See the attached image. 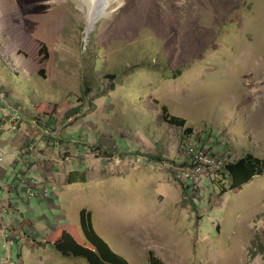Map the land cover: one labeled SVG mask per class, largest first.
<instances>
[{"label": "rangeland", "instance_id": "374dc122", "mask_svg": "<svg viewBox=\"0 0 264 264\" xmlns=\"http://www.w3.org/2000/svg\"><path fill=\"white\" fill-rule=\"evenodd\" d=\"M76 1L0 0L9 112L28 123L50 103L41 119L53 117L57 149L88 178L70 187L84 185L83 196L69 194L66 214L50 206L62 205L54 196L35 199L42 185L28 187L24 162L11 166L16 132L6 126L0 235L14 226L11 239L25 233L27 242L0 238L2 262L89 264L45 243L60 227L80 234L87 209L129 264H148L150 253L163 264H264V174L234 190L224 167L197 182L175 174L184 140L228 162L264 161V0H112L89 33ZM163 106L186 120L189 138L165 122Z\"/></svg>", "mask_w": 264, "mask_h": 264}, {"label": "crops", "instance_id": "0c3cea01", "mask_svg": "<svg viewBox=\"0 0 264 264\" xmlns=\"http://www.w3.org/2000/svg\"><path fill=\"white\" fill-rule=\"evenodd\" d=\"M0 101V122L4 124V129L6 126H9L12 128V130L9 128V134L12 132L13 136H15L13 139L9 138L8 136V142L11 146L13 156L16 157L13 163L11 164L12 167L19 166L20 162H24L28 166L27 175L24 177H27L28 181L31 182L32 180L37 181L42 186V190L40 193H38V196H35V199L48 201L44 193L47 192L50 195H53L54 201L62 203V205H55L50 204L52 208H60L61 212L63 214H66L69 210V206H65L64 204L68 203L69 194H72V198H82L83 195H80L77 191L81 193V191L84 189V185L80 188H76L73 190H70V187L72 185H78L82 183L81 181H87V174L83 172L82 167L79 165H72L70 163V158L65 157L66 154H72V152H69V150L65 149H57V145L54 140L55 135V129H58L59 127L55 126V122L53 121L52 116H46L44 119L42 118V111H47V106L50 103L42 102L38 107L35 108V112L32 114L33 116L32 120L30 122H26L19 117H16L13 114H10V106H12L7 100L3 101L4 105H1ZM17 107V106H13ZM45 107V108H44ZM43 111V112H44ZM35 113V114H34ZM36 120V121H35ZM69 123V122H68ZM66 123V124H68ZM3 131L0 132V136ZM1 143L6 144V141L2 138H0V150H2ZM62 143V142H61ZM63 144V143H62ZM20 156V159L17 157ZM3 162V161H2ZM76 164V163H75ZM9 173V166L4 165L0 169V180L5 183L7 179V175ZM25 175V174H23ZM31 175L32 178H29L28 176ZM25 180V179H23ZM26 180L27 184L28 181ZM18 187H22L23 193H26V190L28 188L26 187L24 183V187L21 183ZM28 187L29 184H28ZM12 189V188H11ZM50 191V192H49ZM83 193V192H82ZM29 196V195H28ZM28 199H32L30 196ZM49 202V201H48ZM17 205V203H10V207ZM2 233L0 235V238L4 240V242L1 243H10L11 246L14 245L18 239H24L27 242L26 234L23 233L21 237H19V233H16V237H19L18 239L15 237L14 239H11L10 233H8V230L13 229L14 226L9 227H3ZM68 230L72 234H75L71 228L68 227H60ZM60 228H57L54 236L48 240H46L45 243H49L54 241V238L56 236V233ZM76 231L79 232L78 227H75ZM80 234H81V227H80ZM3 244V246H5ZM18 245V244H17ZM12 257V256H11ZM19 258H21V255H18ZM8 261L2 262V258L0 256V264H7ZM39 264V262L37 263ZM41 264V263H40Z\"/></svg>", "mask_w": 264, "mask_h": 264}, {"label": "trees", "instance_id": "16d2710c", "mask_svg": "<svg viewBox=\"0 0 264 264\" xmlns=\"http://www.w3.org/2000/svg\"><path fill=\"white\" fill-rule=\"evenodd\" d=\"M181 74V71L178 72ZM179 75H174L177 77ZM113 78V76H110ZM162 117L173 127L184 130V136L189 138L193 129L186 127V120L170 115L167 107L161 108ZM223 174L230 179L231 188L238 189L249 183L255 176L264 174V161L248 153L235 162L224 166ZM81 234H72L60 228L53 241L55 249L65 257L85 258L89 264H129V261L118 254L96 231L93 213L87 209L80 212ZM148 264H163L153 253H150Z\"/></svg>", "mask_w": 264, "mask_h": 264}, {"label": "built area", "instance_id": "2783aa9c", "mask_svg": "<svg viewBox=\"0 0 264 264\" xmlns=\"http://www.w3.org/2000/svg\"><path fill=\"white\" fill-rule=\"evenodd\" d=\"M6 94L0 92V101H5ZM4 129V124L0 122V132ZM182 152L183 159L182 165H176L175 174L178 180L186 182H197L200 177H202L207 171H211L214 169L221 170L226 163H228V159H220L217 154L212 153L207 147L196 145L192 143L190 140H184L182 142ZM3 161V157H0V163ZM28 184L30 188H34L38 185V182L35 181L29 182ZM35 196L32 192L30 197ZM44 196L49 198V196L53 197L49 193L45 192ZM0 211L3 213L4 211H9L3 207L0 202Z\"/></svg>", "mask_w": 264, "mask_h": 264}, {"label": "bare ground", "instance_id": "6f19581e", "mask_svg": "<svg viewBox=\"0 0 264 264\" xmlns=\"http://www.w3.org/2000/svg\"><path fill=\"white\" fill-rule=\"evenodd\" d=\"M112 0H77L80 8L87 13V33L91 32L97 23L107 15ZM119 5L122 1H118ZM48 5V4H47ZM115 10H112V12ZM253 85V84H252ZM257 85V84H256ZM254 86V85H253Z\"/></svg>", "mask_w": 264, "mask_h": 264}]
</instances>
